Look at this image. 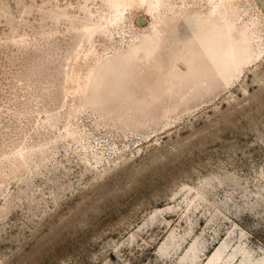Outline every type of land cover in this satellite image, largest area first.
<instances>
[{"label":"rangeland","instance_id":"rangeland-1","mask_svg":"<svg viewBox=\"0 0 264 264\" xmlns=\"http://www.w3.org/2000/svg\"><path fill=\"white\" fill-rule=\"evenodd\" d=\"M154 2L0 0V264H264V0ZM216 9L230 76L106 102L109 63Z\"/></svg>","mask_w":264,"mask_h":264},{"label":"bare ground","instance_id":"bare-ground-1","mask_svg":"<svg viewBox=\"0 0 264 264\" xmlns=\"http://www.w3.org/2000/svg\"><path fill=\"white\" fill-rule=\"evenodd\" d=\"M153 4L157 6L159 0ZM186 23L191 35H181L180 23L176 22L153 31L140 47L109 63L107 80L99 81L100 94L108 104L148 113L162 96L206 88L226 79L248 58L249 42L235 37L229 20L219 9L208 16L193 15ZM140 57L149 68L144 81L135 69ZM221 250L222 246L214 257Z\"/></svg>","mask_w":264,"mask_h":264},{"label":"water","instance_id":"water-1","mask_svg":"<svg viewBox=\"0 0 264 264\" xmlns=\"http://www.w3.org/2000/svg\"><path fill=\"white\" fill-rule=\"evenodd\" d=\"M140 22L144 23V19L142 17H140Z\"/></svg>","mask_w":264,"mask_h":264}]
</instances>
